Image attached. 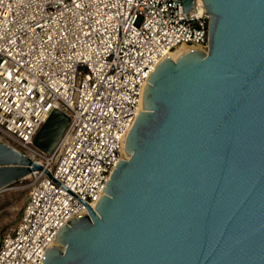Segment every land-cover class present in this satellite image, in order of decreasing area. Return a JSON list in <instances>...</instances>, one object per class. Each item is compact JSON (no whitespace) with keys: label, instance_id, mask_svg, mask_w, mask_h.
Segmentation results:
<instances>
[{"label":"water","instance_id":"95a60500","mask_svg":"<svg viewBox=\"0 0 264 264\" xmlns=\"http://www.w3.org/2000/svg\"><path fill=\"white\" fill-rule=\"evenodd\" d=\"M184 12L193 0H181ZM208 49L159 62L125 151L41 264H264V0H203ZM68 117L33 139L50 154ZM43 167L0 140V189Z\"/></svg>","mask_w":264,"mask_h":264},{"label":"built area","instance_id":"2783aa9c","mask_svg":"<svg viewBox=\"0 0 264 264\" xmlns=\"http://www.w3.org/2000/svg\"><path fill=\"white\" fill-rule=\"evenodd\" d=\"M203 0H0V140L39 163L0 264H41L55 234L88 214L119 160L150 72L181 46L208 49ZM54 109L68 124L50 154L33 139Z\"/></svg>","mask_w":264,"mask_h":264},{"label":"rangeland","instance_id":"374dc122","mask_svg":"<svg viewBox=\"0 0 264 264\" xmlns=\"http://www.w3.org/2000/svg\"><path fill=\"white\" fill-rule=\"evenodd\" d=\"M27 184V180L17 181L0 189V240L19 220L28 192Z\"/></svg>","mask_w":264,"mask_h":264},{"label":"bare ground","instance_id":"6f19581e","mask_svg":"<svg viewBox=\"0 0 264 264\" xmlns=\"http://www.w3.org/2000/svg\"><path fill=\"white\" fill-rule=\"evenodd\" d=\"M188 48L202 50V49H200L199 47H193V46H181V47L177 48L176 50L171 51V52L169 53L168 57H170V58H172L173 60H175L174 58H175L180 52H182L183 50L188 49ZM202 51H203V50H202ZM204 52L207 53V51H204ZM138 111H139V113H140V111H143V95H142V99H141V102H140L139 107H138ZM139 113H138V114H139ZM122 156H123L122 158L125 159V160L128 159V158L130 157V154L127 153V152L125 151V146H124V151H123V155H122ZM27 177H29V175L25 176L24 178H27ZM56 245H58V244H56Z\"/></svg>","mask_w":264,"mask_h":264}]
</instances>
